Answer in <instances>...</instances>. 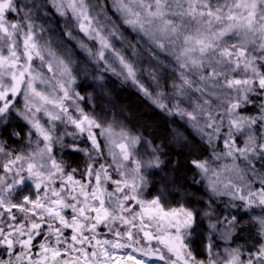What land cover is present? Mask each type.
Returning <instances> with one entry per match:
<instances>
[{"label":"snow or ice","instance_id":"1","mask_svg":"<svg viewBox=\"0 0 264 264\" xmlns=\"http://www.w3.org/2000/svg\"><path fill=\"white\" fill-rule=\"evenodd\" d=\"M53 14L101 72L130 81L206 138L211 161L191 164L208 178L210 200L264 209V0H0V125L17 118L27 127L18 148L0 139V264H264V244L247 259L239 247L213 253L212 237L231 235L237 216L213 222L205 212L207 258L199 259L188 239L197 211L144 198L145 170L163 163L158 149L150 144L153 158L143 160V137L85 110L74 57L45 39ZM141 44L153 58L157 50L174 57L179 80L170 95L145 87V73L160 84ZM10 136L21 132L13 127ZM56 145L83 153L84 168L58 159ZM255 219L264 236V216Z\"/></svg>","mask_w":264,"mask_h":264},{"label":"trees","instance_id":"2","mask_svg":"<svg viewBox=\"0 0 264 264\" xmlns=\"http://www.w3.org/2000/svg\"><path fill=\"white\" fill-rule=\"evenodd\" d=\"M23 2V0H21ZM110 15H113L110 12ZM113 18L116 17L113 15ZM50 22L44 23V27L50 31L45 33V39H51L53 46L63 48L65 51H70L74 57L76 63L74 67L77 73V85L76 90L85 97L81 102L86 111H94L98 117L104 120L106 123L113 120L118 121L120 124L129 129L133 134L143 137L141 144L137 148L142 146L156 147L158 155L163 161L159 169L170 171L181 183L183 190L189 194L206 195V198L210 196L209 191L205 188L206 185L200 183L201 186L195 184L198 181V175H201L199 170L196 169L191 161L194 159L203 160L211 157L212 147L206 142V138H201L195 134V129L187 121V118L182 119L179 115L169 114L166 110H161L152 99L145 96L139 88L129 82H124L122 79L116 77L110 72H101V68H98L95 63L77 46L75 39H70L64 35L66 31L64 18H61L55 14L47 18ZM41 21H38L40 23ZM74 35L82 38V34L78 33L75 29ZM120 32L126 40L136 43V34L131 29L125 26L120 27ZM117 48L122 46V42L119 39L114 40ZM89 44L94 45V42L89 41ZM140 54L143 56L145 63L149 60L155 65L156 75L159 78L160 88L156 89L155 84L151 81V78L147 73L144 74L142 80L145 87L149 88V91L155 93V91H165L169 95L172 92L173 80H179V70L173 57L166 52H158V59L153 58L151 53L144 50V45L141 44L139 48ZM128 55H131V50L128 51ZM102 76L101 81H97L95 77ZM195 95V94H194ZM185 107L186 105H181ZM21 132V137H12L10 133L13 130ZM63 131V125L60 126ZM27 127L22 120L14 118L8 125L6 130L3 125H0V139L7 140L9 148H18L23 140H26ZM179 133L185 141L197 146L200 150L201 157L196 158L189 152L177 151L176 149V135ZM194 134L196 137H194ZM66 142H69L67 140ZM89 146V143L86 145ZM149 147V146H148ZM151 147V148H152ZM139 148V149H140ZM138 149V150H139ZM223 149V141L218 142V150ZM60 151L63 154H70L68 159L70 163H66L70 166L75 161H80L79 168H84L86 157L83 153H74L68 149L56 148V152ZM54 152L55 156L59 159V155ZM211 154V155H210ZM158 169V170H159ZM208 179V178H207ZM208 184V181H206ZM175 186H179L175 183ZM167 189V188H166ZM208 189V188H207ZM166 193H170L169 190H165ZM226 203L230 200L228 196H219ZM204 198V197H203ZM209 200V199H208ZM207 200V201H208ZM213 201V200H209ZM258 207V206H257ZM220 207H216V210ZM260 209V207H258ZM252 209V214H255V208ZM222 216H226L225 211L220 208ZM220 215V216H221ZM260 229L249 218L246 221H240L235 229L231 231V235L226 238L229 243V247L241 249L243 258L247 259L249 252L256 251L261 244H263V237L260 235ZM225 242V241H224ZM6 258V256H5Z\"/></svg>","mask_w":264,"mask_h":264},{"label":"rangeland","instance_id":"3","mask_svg":"<svg viewBox=\"0 0 264 264\" xmlns=\"http://www.w3.org/2000/svg\"><path fill=\"white\" fill-rule=\"evenodd\" d=\"M174 59V57H173ZM175 60V59H174ZM175 62V61H173ZM61 129V127H60ZM195 134L198 136L199 134L195 131ZM194 134V137L196 135ZM71 141V137H67L66 141ZM176 140V139H175ZM176 143V149L177 151L189 152L191 155L195 156L196 158L201 157L200 150L197 146L192 145L189 140L185 141V139L181 143ZM88 144L87 140H83L82 146H86ZM149 146V145H148ZM146 146H142L140 149L137 148L139 156L147 161L149 159L153 158V152L152 148ZM60 147V145H56L54 148V152H56V148ZM90 147V144H89ZM61 148V147H60ZM139 149V150H138ZM59 155V159H63L65 163H70L68 156L70 157V154H63L58 151L57 153ZM211 155V154H210ZM212 157V155H211ZM211 157L208 156V159L211 161ZM80 161H75L74 164H72V168H79ZM215 163V162H213ZM81 169H83L81 167ZM156 167L148 168L145 170V176L148 180L147 187L144 188L143 194L144 198L147 200H151L153 197H156L158 195L162 196L164 202L168 207H178L181 203H183L185 206L195 209L198 213L197 215V226L192 231L191 236L188 238L190 247L194 250V252L197 254L199 259H206L207 258V252H206V245L209 242V217L205 216V212L210 214V218L213 222L215 220L222 219L224 217L231 218L232 215H235L239 218V222L246 221L249 218L258 226V223L256 221V217L264 216V209L260 207H253L255 208V214H252V209H248L247 211L243 209V207L240 208V210H237L236 208L231 206L230 200L226 203L222 200V198L213 197L211 200L206 198V195H195V194H189L186 193L185 190H183L181 183L178 181V178L173 174L167 172V170H162ZM198 181H196L195 184L200 185V183H203V185L207 186L206 181H208L207 177H204L202 175H198ZM200 182V183H199ZM175 183H177L179 186H175ZM201 190H199L201 193L202 188L204 186L200 185ZM167 188V189H166ZM165 190H169L170 193H166ZM205 190L208 192V189L205 188ZM204 197V198H203ZM210 197V196H209ZM225 197V196H224ZM209 199V200H208ZM208 200V201H207ZM236 204H240L239 201L235 202ZM137 210H139V206H136ZM216 207H220L225 211L226 216H222L220 213V208L216 210ZM221 215V216H220ZM259 228V226H258ZM101 237L105 238L104 234L107 232V229L101 228L100 230ZM222 231V230H221ZM221 231H217L215 235L212 237L213 243L215 247L213 248L214 254H220L223 255L226 248L229 247V243L227 242L226 238L229 237V235L226 238H221ZM260 231V230H259ZM260 233V232H259ZM261 235V234H260ZM263 237V244H264V236ZM111 238V237H107ZM225 241V242H224ZM130 251V249L125 250Z\"/></svg>","mask_w":264,"mask_h":264}]
</instances>
